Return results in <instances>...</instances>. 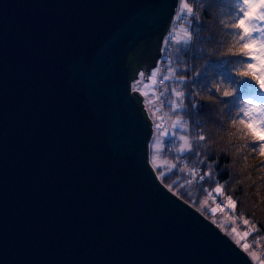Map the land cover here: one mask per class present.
<instances>
[{"label":"water","instance_id":"1","mask_svg":"<svg viewBox=\"0 0 264 264\" xmlns=\"http://www.w3.org/2000/svg\"><path fill=\"white\" fill-rule=\"evenodd\" d=\"M178 1L0 0V264H252L147 162Z\"/></svg>","mask_w":264,"mask_h":264},{"label":"trees","instance_id":"2","mask_svg":"<svg viewBox=\"0 0 264 264\" xmlns=\"http://www.w3.org/2000/svg\"><path fill=\"white\" fill-rule=\"evenodd\" d=\"M179 2V1H178ZM192 3V0H188ZM241 0H198L197 11L199 14L198 20H193L192 29L195 36L196 31L199 32V36L194 39L193 43L188 47L187 51H183V45L170 44L169 53L171 58L177 61L175 53L176 47H180L182 54L179 57V62L186 61L190 66V71L187 75L192 76L195 72L203 71L206 62L208 60L217 61L218 67L215 69H209L208 79L201 80L198 90H201L202 95H207V89L212 85L219 83L223 80V77L230 74L236 80H240L237 75L238 72L245 70L248 63V58L232 56L228 53V49L238 47L234 36L236 30L231 27L225 28L224 25L229 26L233 23L234 19L240 15L239 5ZM179 7L177 4L176 13ZM172 27H179L183 34L181 38H184L183 21L172 19ZM170 29V30H171ZM201 49L205 51L204 59H198L201 55ZM209 53L211 55H209ZM165 53L162 55V59ZM194 57H196L194 59ZM158 60L157 64L162 60ZM157 66V65H156ZM164 67V65H161ZM181 71V69H177ZM256 72L260 69L257 67ZM131 81V80H129ZM230 81H224L229 83ZM254 83V81H250ZM239 93L238 85H234ZM198 99V98H197ZM231 99V98H227ZM141 103V102H140ZM188 105L189 112L191 114L186 115L185 118L189 121V131L195 128L196 131H203L206 135V142H201L202 157L204 153L208 154V160L214 165V180L218 181L222 186L224 192V198L231 195L235 201H237L236 208L234 210H228L226 213L229 216V221L235 226L237 231L242 235L243 239H240V243L233 240L229 234L224 230L232 231V227L227 224H216L221 233L227 234V237L233 241L240 249L244 250L243 244L247 243L246 239L254 250L262 258L264 257V155L253 151L251 137H243L238 130L231 124V119L236 118V112L238 109L230 108L225 109L222 104H211L200 100L196 109H192V105ZM144 104V103H143ZM145 111V117L150 122V136L147 141V162L152 169L158 182L177 199L194 209L204 219L210 221L207 216L206 209L201 205L203 194L202 187H208L216 185L214 182L199 181L198 185H188L186 180L188 179L184 173H179L177 168H170L162 171V167H153L150 163L151 154V139L153 136V125L149 118V114L145 105H142ZM159 107V105H157ZM223 109V111H221ZM166 112H169L167 107L161 109L162 119L167 124ZM174 118V117H173ZM194 135L195 133L192 132ZM167 144L163 146V153L170 154V150L174 151V140L169 130V135L166 138ZM170 149V150H169ZM177 157V156H176ZM184 164L185 161L181 160ZM178 165V160H173ZM189 167L195 166L200 169L199 164H193V158L189 157L186 161ZM207 170V169H204ZM166 174V179L160 178V173ZM176 181L172 190H169L165 185H172L173 181ZM183 185V187H181ZM191 193L188 196L187 193ZM215 196V195H214ZM213 197V196H210ZM219 198V197H218ZM187 201V202H186ZM215 206V205H214ZM231 217V219H230ZM243 219L249 220L248 225L243 224ZM211 222V221H210ZM212 223V222H211ZM255 225V228L252 225ZM230 228V229H229ZM248 232L246 237L244 233ZM248 244V243H247ZM246 253V251H245ZM249 257V255L246 253ZM250 261L253 263L251 258Z\"/></svg>","mask_w":264,"mask_h":264},{"label":"snow or ice","instance_id":"3","mask_svg":"<svg viewBox=\"0 0 264 264\" xmlns=\"http://www.w3.org/2000/svg\"><path fill=\"white\" fill-rule=\"evenodd\" d=\"M197 5L198 0H192V3H189L188 0H179L175 20L184 22V38L176 40V28L173 27L162 40L164 47L161 51L165 53L163 59L156 67L148 69L147 74L143 71L139 72L133 82L132 90L133 92L140 91L139 86L142 84L145 86L151 84L153 87V93L141 92V95L145 97H153L150 99L153 110L149 113V118L153 119L151 147H157L161 143V138L167 137L171 129V135L179 141V146L176 148L178 154L176 159L185 161L182 167H178L177 164H173L172 167L174 169L178 167L179 173L188 172L190 177L186 180L188 185H192L196 180L206 183L214 182L216 184L215 188L209 191L207 195L213 196V192H215L217 195L213 196V199L216 200L218 197L224 196L222 186L214 180V165L208 160V154L204 153L202 157L199 150L202 146L201 142H206L207 137L202 130L196 131L193 128L191 132L189 131V121L185 116L191 113L185 101L187 100L188 104L192 105V109H196L200 100L211 104H222L225 109H238L236 118L231 119V124L238 127L242 134L241 138L251 137L253 151H258L259 154L264 155V0H241L239 5L240 15L234 19L230 26L228 24L224 25L225 28L231 27L236 30L234 39H236L238 47L235 48V51L229 48L228 53L232 56L246 57L248 63L245 70L237 73L240 80H236L230 74H227L221 82L207 89L208 94L206 96L202 95L201 90H198V86H200L201 80L208 79L209 69L218 67L217 61L208 60L203 71L195 72L192 76H189L187 72L190 71V66L186 61L179 62V57L182 54L181 48L176 47L175 49L177 61L171 58L168 48L170 44L183 45V51L186 52L194 39L199 36L198 31L194 36L192 29L193 20L199 19ZM204 55L205 51L201 49V55L198 59H204ZM209 55L211 54L209 53ZM161 65H164V67H161ZM257 67L260 69L259 72L255 71ZM177 69H181V71L178 72ZM224 81L230 82L224 83ZM250 81H254V83H250ZM234 85H238L239 93H237ZM164 107H167L170 112L167 126H163L161 120L155 118L157 113ZM192 132L195 134L193 135ZM164 143L167 144V141L165 140ZM189 157L193 158L194 165H200V169L195 166H188L186 161ZM152 159L154 161L155 157H152ZM160 178L162 180L166 179V174L161 172ZM175 184L176 181L174 180L172 185L166 184L165 187L172 190ZM187 195L191 196V193L189 192ZM225 199L226 203L221 201L211 209L213 214L217 210L223 212L224 208L231 210L236 208L237 201L231 195L226 196ZM205 203H207L206 200L201 201L202 205ZM243 224L248 225L249 220L243 219ZM252 227L255 228V225L253 224ZM232 232L236 233L237 229L233 227ZM247 235L249 233L245 232L244 236ZM237 242L240 243V241ZM243 248L247 251L249 245L244 243ZM250 254L253 259H257L254 252ZM258 264H264V259H260Z\"/></svg>","mask_w":264,"mask_h":264},{"label":"rangeland","instance_id":"4","mask_svg":"<svg viewBox=\"0 0 264 264\" xmlns=\"http://www.w3.org/2000/svg\"><path fill=\"white\" fill-rule=\"evenodd\" d=\"M175 13H176V10H175ZM182 36H183V34L180 31V25H179V27H176L175 39L176 40H182L183 39V38H181ZM135 79H132L130 81V89L131 90H132L133 82H134ZM139 87H140V91H138V92L140 93V95H141V92L153 93V87H152L151 84H148L147 86H145V85L142 84ZM141 96L143 98L142 102L144 103V105H145V107L147 109V112L149 114L153 110L152 109V106L150 105V99H152L153 97L152 96L145 97L143 95H141ZM169 115L170 114L168 112H166L167 124H169V119H168ZM155 118L156 119H160L162 125L163 126H166V122L163 121L162 114L160 112L157 113V117H155ZM151 121H152V125H153V119H151ZM166 138L167 137L161 138V143H159L157 145V147L152 148L150 146L151 147L150 163H151V165L153 167H160V168L162 167V171H165V170H168V169L172 168L173 164H175L173 162V160L175 161L176 160V156L178 155L177 152H176V148L179 146V141H178V139H175L174 137H173V140H174V151H172V150L169 149L170 150V154L163 153V146L165 145L164 141L166 140ZM152 140H153V136H152V139H151V143H152ZM152 157H155L154 161H153ZM215 186L216 185H213L211 187H208V192L209 191H212L215 188ZM214 195L216 196L217 194L215 192H213V196ZM205 200L207 201V203H205L203 205L201 204V205L206 209V211L208 213L207 218L212 222L213 225H216V224L219 223L220 225L227 224V225H229L232 228L235 227L229 221V216L226 213L230 209L224 208V211L223 212H220L219 210H217V212L215 214H213L212 211H211V209L213 207H215L214 205L216 203H220L221 201H223L224 203H226V199L224 197H219L215 202H214L213 197H203L202 198V201H205ZM222 206H223V204H222ZM224 230L236 242L239 241L240 239H243L242 235L238 231L236 233H233L232 231L226 230L225 228H224ZM244 241L247 242L248 245H249V249L246 251V253L249 255V257L251 258V260L253 261L254 264H258V261L260 259H264V257L262 258L261 256H259L258 253L254 250V248L250 245V243L246 239H244ZM253 252L256 254L257 259H253L252 258V256H251L250 253H253Z\"/></svg>","mask_w":264,"mask_h":264},{"label":"built area","instance_id":"5","mask_svg":"<svg viewBox=\"0 0 264 264\" xmlns=\"http://www.w3.org/2000/svg\"><path fill=\"white\" fill-rule=\"evenodd\" d=\"M174 17H176V13H174L173 14V16H172V18H171V20H170V22H169V25H168V27H167V29H166V31H165V33L163 34V36H162V40H163V38L166 36V34L170 31V29H171V27H172V19L174 18ZM162 40H161V48H160V57H159V59L158 60H160V59H162V55H163V52L161 51V49L164 47V45L162 44ZM168 48L170 49V45L168 46ZM158 62V61H157ZM157 65V64H156ZM156 67V66H155ZM184 165V163L181 161V160H179L178 161V166L179 167H182ZM184 174L186 175V177L189 179L190 177H189V175H188V172L187 171H185L184 172ZM193 184L194 185H198L199 184V180H196V181H194L193 182ZM201 191H202V194H203V197H210L209 195H207V189H206V187H202L201 188ZM217 200V199H216ZM216 200H214V202L216 201ZM216 205V204H215Z\"/></svg>","mask_w":264,"mask_h":264},{"label":"flooded vegetation","instance_id":"6","mask_svg":"<svg viewBox=\"0 0 264 264\" xmlns=\"http://www.w3.org/2000/svg\"><path fill=\"white\" fill-rule=\"evenodd\" d=\"M139 72H141V71H138V73H139ZM138 73H137V74H138Z\"/></svg>","mask_w":264,"mask_h":264},{"label":"crops","instance_id":"7","mask_svg":"<svg viewBox=\"0 0 264 264\" xmlns=\"http://www.w3.org/2000/svg\"><path fill=\"white\" fill-rule=\"evenodd\" d=\"M142 104H143V102H142ZM144 105V104H143Z\"/></svg>","mask_w":264,"mask_h":264},{"label":"bare ground","instance_id":"8","mask_svg":"<svg viewBox=\"0 0 264 264\" xmlns=\"http://www.w3.org/2000/svg\"><path fill=\"white\" fill-rule=\"evenodd\" d=\"M175 13V12H174Z\"/></svg>","mask_w":264,"mask_h":264}]
</instances>
